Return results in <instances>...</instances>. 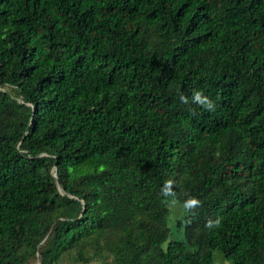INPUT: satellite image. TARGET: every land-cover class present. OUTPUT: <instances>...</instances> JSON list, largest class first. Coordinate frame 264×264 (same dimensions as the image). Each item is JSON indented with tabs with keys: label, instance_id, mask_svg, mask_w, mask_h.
<instances>
[{
	"label": "trees",
	"instance_id": "1",
	"mask_svg": "<svg viewBox=\"0 0 264 264\" xmlns=\"http://www.w3.org/2000/svg\"><path fill=\"white\" fill-rule=\"evenodd\" d=\"M214 250L264 264V0H0V264Z\"/></svg>",
	"mask_w": 264,
	"mask_h": 264
},
{
	"label": "clouds",
	"instance_id": "2",
	"mask_svg": "<svg viewBox=\"0 0 264 264\" xmlns=\"http://www.w3.org/2000/svg\"><path fill=\"white\" fill-rule=\"evenodd\" d=\"M182 103H189L188 98L183 94L179 96ZM191 102L199 105L204 110L209 112H214L216 109V104L208 96H206L203 90H194L192 93ZM175 181L173 179H167L163 186L161 187V195L168 197L170 199L166 200V205L172 210L173 215L169 217V220L173 223L175 222L177 209L180 210L181 216L195 215V210L200 208L202 202L195 196H188L182 203L176 198V192L174 191ZM190 222V221H186ZM221 225V219L217 217L216 219H208L206 221L205 227L208 229L218 228Z\"/></svg>",
	"mask_w": 264,
	"mask_h": 264
},
{
	"label": "rangeland",
	"instance_id": "3",
	"mask_svg": "<svg viewBox=\"0 0 264 264\" xmlns=\"http://www.w3.org/2000/svg\"><path fill=\"white\" fill-rule=\"evenodd\" d=\"M177 214H178V209L175 212V215H177ZM175 234H177V232L171 226V236L175 235ZM31 264H38V261L37 262H33ZM77 264H80V263H77ZM90 264H100V263L99 262H93V263H90ZM214 264H230V262L225 260V259H223L220 251L214 250Z\"/></svg>",
	"mask_w": 264,
	"mask_h": 264
},
{
	"label": "water",
	"instance_id": "4",
	"mask_svg": "<svg viewBox=\"0 0 264 264\" xmlns=\"http://www.w3.org/2000/svg\"><path fill=\"white\" fill-rule=\"evenodd\" d=\"M38 264H39V262H38Z\"/></svg>",
	"mask_w": 264,
	"mask_h": 264
}]
</instances>
